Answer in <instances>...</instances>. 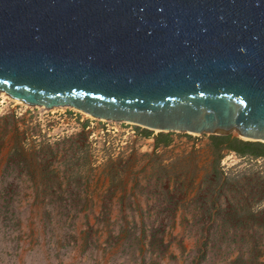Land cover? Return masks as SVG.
<instances>
[{"label":"rangeland","instance_id":"374dc122","mask_svg":"<svg viewBox=\"0 0 264 264\" xmlns=\"http://www.w3.org/2000/svg\"><path fill=\"white\" fill-rule=\"evenodd\" d=\"M53 110L0 98V264H264V157Z\"/></svg>","mask_w":264,"mask_h":264},{"label":"water","instance_id":"95a60500","mask_svg":"<svg viewBox=\"0 0 264 264\" xmlns=\"http://www.w3.org/2000/svg\"><path fill=\"white\" fill-rule=\"evenodd\" d=\"M0 93L264 144V0H0Z\"/></svg>","mask_w":264,"mask_h":264},{"label":"trees","instance_id":"16d2710c","mask_svg":"<svg viewBox=\"0 0 264 264\" xmlns=\"http://www.w3.org/2000/svg\"><path fill=\"white\" fill-rule=\"evenodd\" d=\"M228 136L220 137L219 144L235 153L245 157H264V144L255 142H246L240 139L228 140Z\"/></svg>","mask_w":264,"mask_h":264},{"label":"built area","instance_id":"2783aa9c","mask_svg":"<svg viewBox=\"0 0 264 264\" xmlns=\"http://www.w3.org/2000/svg\"><path fill=\"white\" fill-rule=\"evenodd\" d=\"M3 94V93H1ZM5 98V100H7V102L11 105H20V107L23 109V114L26 113L27 111H32L34 109H39L41 111H43L45 114H53L54 110H49V109H46L44 107H32V106H29V105H26V104H23V103H20L18 101H15L13 99H11L9 96H7L6 94L0 96V98ZM4 101V100H3ZM65 108H69V107H65ZM98 121H104V120H99ZM106 122H110V121H106ZM112 124H115V125H121V124H127V123H115V122H110Z\"/></svg>","mask_w":264,"mask_h":264},{"label":"bare ground","instance_id":"6f19581e","mask_svg":"<svg viewBox=\"0 0 264 264\" xmlns=\"http://www.w3.org/2000/svg\"><path fill=\"white\" fill-rule=\"evenodd\" d=\"M59 109V108H58ZM89 117V116H88Z\"/></svg>","mask_w":264,"mask_h":264}]
</instances>
